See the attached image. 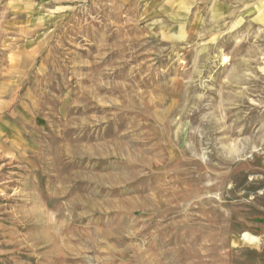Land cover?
<instances>
[{
	"label": "rangeland",
	"instance_id": "374dc122",
	"mask_svg": "<svg viewBox=\"0 0 264 264\" xmlns=\"http://www.w3.org/2000/svg\"><path fill=\"white\" fill-rule=\"evenodd\" d=\"M0 264H264V0H0Z\"/></svg>",
	"mask_w": 264,
	"mask_h": 264
}]
</instances>
